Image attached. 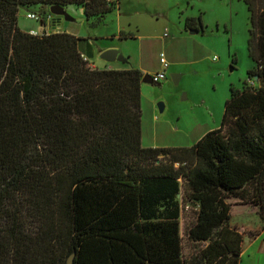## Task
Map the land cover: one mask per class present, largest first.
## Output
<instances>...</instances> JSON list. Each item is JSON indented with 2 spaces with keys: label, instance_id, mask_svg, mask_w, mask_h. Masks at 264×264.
<instances>
[{
  "label": "trees",
  "instance_id": "16d2710c",
  "mask_svg": "<svg viewBox=\"0 0 264 264\" xmlns=\"http://www.w3.org/2000/svg\"><path fill=\"white\" fill-rule=\"evenodd\" d=\"M119 1L0 0V264H240L230 200L264 199V0H245L258 87H232L221 127L184 148L145 146L143 71L19 27L22 8L101 21Z\"/></svg>",
  "mask_w": 264,
  "mask_h": 264
},
{
  "label": "rangeland",
  "instance_id": "374dc122",
  "mask_svg": "<svg viewBox=\"0 0 264 264\" xmlns=\"http://www.w3.org/2000/svg\"><path fill=\"white\" fill-rule=\"evenodd\" d=\"M121 1L122 10L126 15L129 7L148 8L146 0ZM154 3V8L150 12L157 10L154 15L158 12L159 14L171 12V16L168 18L170 23L168 29H165L162 23L157 26L159 30L156 31V39L159 48L153 50L150 55L153 63H160L161 55L164 54L165 58L169 59V49L166 44L168 39L164 38L165 33L168 30L170 39L178 38L175 36L176 28H179L181 19L185 22L189 16L202 17L204 27L200 25L199 34L178 39V44L173 48L178 47L179 50L181 46L191 47L193 42L188 39L193 38L196 41L193 46L199 49L198 44H200L203 49L196 54L201 62L196 66L187 64L184 80L179 81L178 85L174 82V74L169 71L168 80L160 82L161 86L144 83L142 94L144 141L146 145L159 143L161 147H172L176 141L181 147H192L201 133V129L193 123L196 117L210 122V125L217 120L221 125L231 88H242L244 82L255 88L258 87L253 79H249V71L255 65L248 49L251 30L250 13L245 0H155ZM64 8L67 15L55 17L51 22H49L51 7L22 8L19 27L23 30L36 28L38 32L43 33L45 26L49 25L47 32H68L80 38L84 37L83 39L86 40L82 41L81 45L85 50L92 51L91 62L99 67L106 64L107 61L101 58L99 51L106 45L114 44L107 39L117 33L118 25L114 20L118 18L119 11L115 10L104 20L96 21L88 19L84 11L77 6ZM31 13L39 15L41 21L30 19L28 15ZM143 16L136 15L135 18ZM191 32L192 30L189 33ZM131 55L138 57V50L134 48ZM180 57L183 61L186 59V62L190 59L186 54ZM191 59L194 60L195 56L193 55ZM188 94L191 95L190 99L187 98ZM192 98L201 100L202 107L195 108ZM160 104L165 107L163 112ZM193 128L195 129L192 130ZM230 203L231 227L244 234L241 264H264L262 217L264 199L259 205L247 204L240 199H232Z\"/></svg>",
  "mask_w": 264,
  "mask_h": 264
},
{
  "label": "crops",
  "instance_id": "0c3cea01",
  "mask_svg": "<svg viewBox=\"0 0 264 264\" xmlns=\"http://www.w3.org/2000/svg\"><path fill=\"white\" fill-rule=\"evenodd\" d=\"M146 1H147L146 2L147 6H148L147 9H138L139 6H134L132 8L129 7L127 9L128 15H126L125 11L122 10L123 9L121 5L122 1L121 0L119 1L118 8L116 9V11L117 10L119 11V15H118V18L114 20L115 21L114 23L118 25V30H117V33H114L112 38L107 39V40H110V42L112 41L114 44L106 45V47L100 48V51H99L100 54H102L103 52L110 50V49L120 50L125 55L127 61L124 62L123 65L122 63L120 64V62H108L107 61L106 64H103L100 67L93 63L92 64L94 67L100 68V69H131V68L139 69L143 71L146 75L152 74L151 76H155L158 73L164 72L166 74V79L164 81L168 80V71H169V72H172L174 75H178L179 76L178 80L183 82L185 74L187 72L186 65L190 64V65L196 66V64L200 63L201 60H199L198 57H196V54L199 50H202L203 48H202V45L200 44H198L199 49L196 46H193V44H196V41L193 40V38H189V39L186 38L188 39V41L193 42L192 46L190 45L191 47L186 46L185 48H183L181 46L179 50H178V47H175V48L173 47L178 44L177 43L179 42L178 39L185 38V36L187 37L192 36L191 34L193 33H189L191 30L192 32H194V34H199V32H201L200 25L204 27V21L202 17L197 18L195 16H189L185 22H183V20L181 19V21L179 22V28H176L175 36L178 37L176 39H170V34L168 30L166 31L164 38L168 39L166 44L169 49V54H168L169 59L167 58L166 59L169 62V67L164 68L163 64L161 63V58H160V63H153L151 61L150 55L152 54L153 50H157V48H159L158 43H157L158 40L156 39V31L159 30L157 26L158 24L162 23V26L165 29H168L170 27L168 18H170L171 12L167 14L166 13L159 14L158 12L156 15H154V12H157V10L151 11V12L150 10L154 8L155 0H146ZM157 1H160V0H157ZM136 15H144V16L135 18ZM25 31H37L38 32L36 28H29ZM122 35H131L132 37L124 38L122 37ZM134 48L138 50V54H139L138 57L131 55V52L132 50H134ZM82 50L84 54L91 61L92 51L85 50L83 47H82ZM183 54H186L187 58H190L188 59V62L185 61L186 59L183 61V58L180 57V55H183ZM193 55L195 56L194 60L191 59ZM142 94H143V86H142ZM187 98L190 99L191 95L188 94ZM192 100H193L192 101L193 104H195L194 105L195 108L202 107L201 100H195V98H192ZM193 123L195 124V126L198 127V129H201V133L199 137L197 138L196 143L199 140H201L206 134H208L209 132L213 130L220 128L222 125V124L219 125L217 123V120L214 121V124L210 125L211 124L210 122L202 121L200 118H197V117H196V120H193ZM194 129L195 128H193L192 130ZM144 138H145V130H144L143 141H144ZM144 144L146 147H152V148H184V147H181L180 143H177L176 141L173 143L175 147L174 146L161 147L159 143H152L150 145H146L145 141H144ZM243 253H244V244H243Z\"/></svg>",
  "mask_w": 264,
  "mask_h": 264
},
{
  "label": "water",
  "instance_id": "95a60500",
  "mask_svg": "<svg viewBox=\"0 0 264 264\" xmlns=\"http://www.w3.org/2000/svg\"><path fill=\"white\" fill-rule=\"evenodd\" d=\"M51 13L56 16V17H62V16H66L67 15V11L64 7H60V6H52L51 7ZM194 34V32H191ZM101 58L108 61V62H120V63H124L127 61L125 55L117 49H110L107 50L105 52H103L101 54ZM179 76L178 75H173L174 78V82L175 84H179ZM143 82L146 84H155L153 81V77L151 75H146L143 79ZM158 86H161L160 83L157 84ZM160 109L161 112H163L164 110V105L160 104ZM74 259H75V255L71 256V258L69 259L68 264H74Z\"/></svg>",
  "mask_w": 264,
  "mask_h": 264
},
{
  "label": "built area",
  "instance_id": "2783aa9c",
  "mask_svg": "<svg viewBox=\"0 0 264 264\" xmlns=\"http://www.w3.org/2000/svg\"><path fill=\"white\" fill-rule=\"evenodd\" d=\"M28 17L30 19H33V20H36V21H41V18L39 15L37 14H29ZM49 22H51V17L49 19ZM33 35H38L39 32L37 31H32L31 32ZM161 63L163 64L164 68H168L169 67V62L167 61V59L165 58L164 55H161ZM153 77V81L154 83L158 84L162 81H164L166 79V74L164 72H161V73H158L157 75L155 76H152Z\"/></svg>",
  "mask_w": 264,
  "mask_h": 264
},
{
  "label": "clouds",
  "instance_id": "9594fccd",
  "mask_svg": "<svg viewBox=\"0 0 264 264\" xmlns=\"http://www.w3.org/2000/svg\"><path fill=\"white\" fill-rule=\"evenodd\" d=\"M156 84V83H155Z\"/></svg>",
  "mask_w": 264,
  "mask_h": 264
}]
</instances>
